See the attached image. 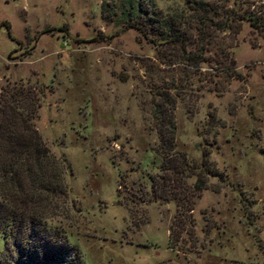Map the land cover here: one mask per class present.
<instances>
[{"label": "rangeland", "instance_id": "1", "mask_svg": "<svg viewBox=\"0 0 264 264\" xmlns=\"http://www.w3.org/2000/svg\"><path fill=\"white\" fill-rule=\"evenodd\" d=\"M126 1L0 0V84L41 85L34 127L67 165L66 212L50 224L76 264H264V34L233 22L193 70L126 26ZM220 51L239 78L214 70ZM170 84L173 150L189 163L205 153L215 174L174 242V204L147 201L159 165L150 112Z\"/></svg>", "mask_w": 264, "mask_h": 264}, {"label": "trees", "instance_id": "2", "mask_svg": "<svg viewBox=\"0 0 264 264\" xmlns=\"http://www.w3.org/2000/svg\"><path fill=\"white\" fill-rule=\"evenodd\" d=\"M176 8L162 13L147 0H127L123 20L154 46H163L168 57L190 69L205 60L218 32L233 22L246 21L264 34V0H173ZM214 70L225 78H239L232 60L220 51ZM180 87L167 86L172 94H157L150 118L155 133L153 153L158 173L149 177L147 201L174 204L168 240L174 242L191 223L194 198L215 175L206 154L189 163L173 150L175 98ZM42 96L41 85L0 84V236L2 258L11 264H76L78 254L50 221L66 212L67 170L63 158L49 152L34 127ZM193 177L192 184L186 180ZM178 226L179 230H174Z\"/></svg>", "mask_w": 264, "mask_h": 264}]
</instances>
